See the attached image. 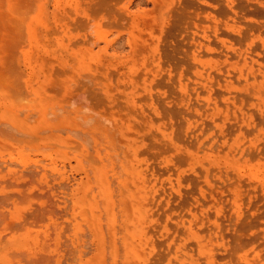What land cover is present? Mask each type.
Instances as JSON below:
<instances>
[{"label":"rangeland","instance_id":"1","mask_svg":"<svg viewBox=\"0 0 264 264\" xmlns=\"http://www.w3.org/2000/svg\"><path fill=\"white\" fill-rule=\"evenodd\" d=\"M0 264H264V0H0Z\"/></svg>","mask_w":264,"mask_h":264},{"label":"bare ground","instance_id":"2","mask_svg":"<svg viewBox=\"0 0 264 264\" xmlns=\"http://www.w3.org/2000/svg\"><path fill=\"white\" fill-rule=\"evenodd\" d=\"M28 29H29V28H28ZM98 171L100 172L101 170H98ZM100 173L102 174L103 172H100ZM101 174H100V176H99V177H101ZM99 177H98V178H99ZM90 206H91V205H90ZM90 206H89V207H90ZM17 241H18V240H17Z\"/></svg>","mask_w":264,"mask_h":264}]
</instances>
